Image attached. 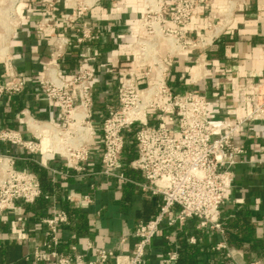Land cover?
Returning <instances> with one entry per match:
<instances>
[{
  "label": "crops",
  "instance_id": "obj_1",
  "mask_svg": "<svg viewBox=\"0 0 264 264\" xmlns=\"http://www.w3.org/2000/svg\"><path fill=\"white\" fill-rule=\"evenodd\" d=\"M89 2L80 17L67 21L62 16L75 10L64 0L53 7L40 0H0V13L14 9L12 16L0 18V77H7L6 56L24 77L22 92L0 99V126L33 138L20 114L22 109L36 118L61 120L40 88L44 70L50 65L64 76L75 74L84 64L93 69L95 123H100L109 105L117 104L120 69L112 63L131 57L128 49L139 32L143 1ZM213 4L227 15L225 21L221 17L215 20L219 33L205 50L208 76L203 93L212 99L214 117L231 120L242 112L238 83L246 76L264 78V0H235L229 6L226 0H213ZM50 14L57 16V24L46 32L39 30V21ZM208 19L206 6L193 19L189 32L195 34ZM84 29L90 36L80 40ZM61 36L68 41L59 50L56 41ZM200 52H184L171 59L169 83L175 90L196 89L190 76ZM242 140L246 152L232 167L233 186L222 209L224 232L198 228L195 219L183 226L163 224L147 248L145 264H249L264 260V121L246 124ZM0 150L20 156L17 166L34 170L43 190L33 203L18 199L0 211V264H50L35 252L44 251L47 226L42 218L57 209L68 215V222L58 232V250L97 260L95 248L101 247L113 254L106 261L98 260L99 264H117V255L128 253L137 240L133 233L137 223L149 220L157 210V197L143 193L137 184L143 181L141 172L127 164L135 154L131 141L124 151V169L134 181L121 183L99 173L96 153L86 162L87 170L76 171L62 158L49 161L48 166L39 164L35 161L38 155L11 143H0ZM221 242L228 248L215 249ZM228 250L233 257L226 255ZM168 252H176L178 258L167 262Z\"/></svg>",
  "mask_w": 264,
  "mask_h": 264
},
{
  "label": "built area",
  "instance_id": "obj_2",
  "mask_svg": "<svg viewBox=\"0 0 264 264\" xmlns=\"http://www.w3.org/2000/svg\"><path fill=\"white\" fill-rule=\"evenodd\" d=\"M57 1L40 0L50 7ZM64 1L75 10L62 16L67 21L80 17L90 5L89 0ZM143 3L139 32L128 49L131 57L112 63L120 69L117 104L107 107L100 123L94 122L93 69L84 64L75 74L64 76L50 65L44 70L40 88L61 120L36 118L22 109L20 114L33 138L0 126V143H11L38 155L35 161L39 164L48 166L49 161L62 158L69 169L85 171L86 162L96 153L101 163L99 173L119 183L134 181L124 169V151L132 142L135 154L127 164L141 172L143 181L137 184L143 193L157 197V210L149 220L137 223L133 232L137 240L128 253L117 255V264H145L147 248L163 224L183 226L195 219L198 228L223 233L221 216L233 186L232 167L246 152L243 128L264 121V78L246 76L238 83L236 93L242 112L231 120L214 117L210 112L212 99L203 93L208 76L205 50L219 33L220 25L215 20L221 17L225 21V11L217 10L213 0ZM156 4L158 8H153ZM206 6L209 19L191 34V22ZM6 14L12 16L14 9L1 12L0 18ZM56 24L57 16L50 14L37 27L46 32ZM88 36L89 30L84 29L80 40ZM67 41L64 36L57 39L59 50ZM198 49L202 52L196 56V69L190 76L196 89L175 90L169 83L171 59ZM11 59L6 56L7 77H0V99L24 89V77ZM18 159L20 156L0 150V211L18 199L33 203L43 194L38 174L28 167H18ZM42 221L47 226L46 240L43 253L35 252L37 258L43 254L50 264H99L113 254L96 247L98 259L87 260L82 253L58 250L59 229L68 222L65 210L57 209ZM214 248L228 247L221 242ZM226 255L233 257L229 250ZM177 258L176 252H168L165 260L173 262ZM249 264H264V260Z\"/></svg>",
  "mask_w": 264,
  "mask_h": 264
},
{
  "label": "rangeland",
  "instance_id": "obj_3",
  "mask_svg": "<svg viewBox=\"0 0 264 264\" xmlns=\"http://www.w3.org/2000/svg\"><path fill=\"white\" fill-rule=\"evenodd\" d=\"M143 1V0H142ZM227 1V5L229 6V4H230V2H233V1H235V0H226ZM158 6V4H156V5H154V6H152L153 8H158L157 7ZM142 9H143V11H144V9H145V5H144V3L142 2ZM216 9L217 10H219V11H223L224 9L223 8H219L218 6H216ZM158 11V10H157ZM157 11H155V12H157ZM156 15L158 14V13H155ZM142 18V17H141ZM218 20V19H217ZM216 23H217V21H216ZM191 25H192V22H191ZM190 25V26H191ZM190 26H189V28H190Z\"/></svg>",
  "mask_w": 264,
  "mask_h": 264
}]
</instances>
